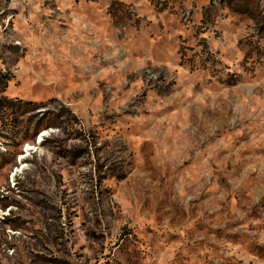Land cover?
<instances>
[{"label": "rangeland", "instance_id": "374dc122", "mask_svg": "<svg viewBox=\"0 0 264 264\" xmlns=\"http://www.w3.org/2000/svg\"><path fill=\"white\" fill-rule=\"evenodd\" d=\"M0 264H264V0H0Z\"/></svg>", "mask_w": 264, "mask_h": 264}, {"label": "trees", "instance_id": "16d2710c", "mask_svg": "<svg viewBox=\"0 0 264 264\" xmlns=\"http://www.w3.org/2000/svg\"><path fill=\"white\" fill-rule=\"evenodd\" d=\"M20 104L25 105V106H29V102H27V101H20Z\"/></svg>", "mask_w": 264, "mask_h": 264}]
</instances>
